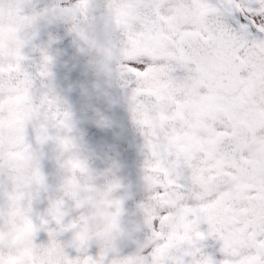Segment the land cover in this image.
<instances>
[{"label":"snow or ice","instance_id":"1","mask_svg":"<svg viewBox=\"0 0 264 264\" xmlns=\"http://www.w3.org/2000/svg\"><path fill=\"white\" fill-rule=\"evenodd\" d=\"M162 3L106 0L110 20L124 37L118 49L107 51L119 53L132 121L149 154L144 179L156 205L139 207L153 242L150 259L264 264V0H184L187 45ZM30 4L0 0V264H48L57 236L65 232L72 234L76 254L56 252L57 264H96L76 221L65 222L67 202L80 207L74 179L56 189L61 195L49 197L44 213L33 212V201L48 186L27 140L29 127L37 145L51 141L68 154L62 162L57 158L60 168L74 174L88 169L68 135L71 112L50 83L52 57L34 48L40 58L30 72L22 52L38 18L71 21L70 31L84 40L77 21L87 19L91 2L28 14ZM225 14H235L237 27L222 22ZM119 187L115 180L107 185L109 192ZM114 206L119 213L121 201ZM201 224L206 231L199 230ZM40 231L47 244L34 242ZM207 238L219 242L222 259L202 251L200 242ZM5 251L14 259L6 262Z\"/></svg>","mask_w":264,"mask_h":264},{"label":"flooded vegetation","instance_id":"2","mask_svg":"<svg viewBox=\"0 0 264 264\" xmlns=\"http://www.w3.org/2000/svg\"><path fill=\"white\" fill-rule=\"evenodd\" d=\"M90 2L91 8L87 19L78 18L77 21L85 33L84 40L70 31L71 21L61 17L38 18L30 30L34 35L22 49L27 57L24 65L30 72L35 71L40 58L39 51H34V48L44 49L52 57L50 83L53 92L65 101L71 112L73 128L68 135L73 137L76 144L74 152L86 162L88 169L85 173L74 174L67 168H60L57 158L62 162L68 158V154L60 153L55 143L51 141L37 145L29 127L27 140L39 155L40 170L48 186V190L40 192L39 197L33 201L32 208L34 213H44L49 197L61 195L56 189L65 180L74 179L79 186L77 198L80 207L72 208L71 202H67L69 212L65 222L69 219L75 220L81 231L86 209H91L95 213L94 219H100L105 216V208H111L104 194L109 192L107 185L115 180L120 187L111 194L121 201V219L139 225L138 235L143 239L146 235H150L139 210V205L145 202L148 195V186L144 177L149 154L144 147V138L139 127L132 121L128 99L130 88L122 86L120 79L105 82L98 74L94 62L96 50L93 36L101 40L106 48L110 47L114 50L121 46L124 37L110 20L106 0H90ZM208 2L213 5L218 4V0H208ZM74 3L75 0H31L26 12L31 14L53 8H68ZM183 7L184 0H163L162 3L164 12L174 20L180 42L187 45L189 40L184 30L185 16L181 11ZM220 19L229 27H237L235 14H225ZM254 34L259 35V33ZM108 57L111 59V55L108 54ZM39 90L37 82V92ZM0 180H3V177H0ZM92 193L97 194L95 199L92 198ZM3 204V197H0V207ZM9 223L13 230L18 227L15 221ZM206 229V224L199 226L202 232ZM7 233L8 224L5 225V234ZM34 242L47 244V234L43 231L37 232ZM12 243L15 244L14 238ZM57 243L59 247L49 254L48 264H57L56 252L76 254L71 248L73 237L70 232L58 235L56 245ZM110 243L121 253L141 251L140 241L128 239L123 233ZM150 243L146 242V246H150ZM200 243L205 254L215 260L223 258L217 240L207 238ZM86 250L96 259L95 246L91 242L86 246ZM128 264H131V261Z\"/></svg>","mask_w":264,"mask_h":264},{"label":"clouds","instance_id":"3","mask_svg":"<svg viewBox=\"0 0 264 264\" xmlns=\"http://www.w3.org/2000/svg\"><path fill=\"white\" fill-rule=\"evenodd\" d=\"M93 41L96 50L94 62L97 65L98 74L104 78L105 82L118 81L120 79L119 53L114 52L111 55V59H109L107 48L101 40L93 36ZM185 43H188V41H185ZM96 195V193H92V198L95 199ZM104 195L111 205V208H105V216L100 219H94L95 213L91 209H86L84 224L80 231L85 237V245L87 246L91 242L95 246L96 264H128L129 261H131V264H152L150 259L151 253L149 251V247L153 243L151 236L146 235L141 239L138 235L140 231L139 225L125 219L122 220L120 212L117 213L114 204L118 199L111 192H106ZM152 195V191L148 189L147 198L142 204L155 207L156 202L151 199ZM139 210L144 222L145 217L143 211L140 207ZM148 231L150 233V230ZM121 233L125 234L128 239L140 241L139 246L141 251L136 252L133 250L127 253H121L113 248L110 241L115 240ZM146 242H151L150 246H146ZM56 247H59L58 243ZM3 259L7 262L10 259H14V256L9 251H5Z\"/></svg>","mask_w":264,"mask_h":264}]
</instances>
